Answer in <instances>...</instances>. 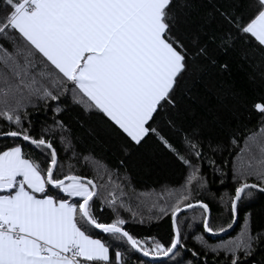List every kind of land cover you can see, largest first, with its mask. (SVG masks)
Returning <instances> with one entry per match:
<instances>
[{"label": "snow or ice", "instance_id": "obj_1", "mask_svg": "<svg viewBox=\"0 0 264 264\" xmlns=\"http://www.w3.org/2000/svg\"><path fill=\"white\" fill-rule=\"evenodd\" d=\"M237 76L258 100L244 104ZM72 112L125 173L157 154L180 166L182 182L147 216L170 219L166 240L128 230L120 209L145 217L117 196L95 150L78 149ZM245 112L259 116L249 134L230 126ZM0 141V264H209V254L211 264H264V0H0ZM209 201L226 224L213 225ZM241 216L235 238H205Z\"/></svg>", "mask_w": 264, "mask_h": 264}, {"label": "trees", "instance_id": "obj_2", "mask_svg": "<svg viewBox=\"0 0 264 264\" xmlns=\"http://www.w3.org/2000/svg\"><path fill=\"white\" fill-rule=\"evenodd\" d=\"M236 89L241 91L242 99L245 105L250 104L254 99L258 100L259 96L261 95L260 92L253 90L250 88L247 83L244 81L242 76L236 77ZM31 112L33 119L39 122H43L44 114L42 112L37 113L33 109H29ZM199 112L200 110L197 109ZM49 115H51L49 113ZM64 119L67 123L72 127L73 132L72 135L75 138V142L78 145V149L82 152L87 154L89 150H95V156L103 165H106L107 168L111 172V180L112 184L122 186V193L117 191V196H119L125 203L126 206L131 207L132 211L139 212L144 215L145 223L143 225L139 223H134L132 221V212L125 211L124 209H120L121 216L128 221L126 227L134 234L142 235H156L158 238L167 239V236L170 234V219L165 217L160 221L152 220L149 222L147 220V216L149 215V207L152 202H157V197L160 195H166L164 193L165 187L167 188H174L177 187L179 183L182 182V173L180 166L178 164H172L170 162L164 161L159 154L155 160L151 161L148 165L133 170L130 173H125L122 168H118V160L116 159L115 155L111 151H103L99 146H96L92 143L91 140L87 138V134L84 130L80 129L76 123V113L72 112L70 114H66ZM246 125L247 127L243 130L246 134H249L251 130H258L259 127V116L258 114H253L251 117L247 115L245 112L244 117L241 119L239 123L233 121L231 123V128L236 129L238 127H243ZM39 130V124H37V131ZM239 148L244 146V141L242 138L239 137ZM175 143L177 146H180V137L174 138ZM4 143L0 141V144ZM239 148L236 151H239ZM27 151V149H25ZM61 156V163L65 164V170H67V162L65 161L64 153H60ZM227 153H225V157ZM220 159V157H217ZM72 163L76 164L74 171L78 174L85 175L89 178H93L96 180L98 184H108V176L103 175V179H101V174H97L91 167H85L82 163L72 161ZM204 173L209 176L211 180V174L209 173L207 165L204 167ZM254 179V178H253ZM231 179L227 182L228 187H222L220 189L221 192L228 191L231 187ZM219 180L211 185V187L215 190L219 187ZM112 186L109 185L107 191H111ZM107 191H105L104 195H107ZM219 195V193L217 194ZM207 200L208 197L205 196ZM159 203H163V201H158ZM100 201L97 200V205H99ZM210 207L212 209V218H213V225L216 226L217 224H226L228 222V218L222 217L220 214L222 209L214 202L209 201ZM155 214L154 212L152 213ZM193 214L199 215V213H187L186 215L191 217ZM114 218L111 210L105 208L104 215L102 219L110 222L111 219ZM183 218V217H182ZM139 219V217H137ZM243 224V217L241 216L240 221L236 223L233 230L225 232L216 237H209L207 234L205 238L211 244L219 243L220 241H228L235 238L241 231ZM255 227V225H254ZM192 231L196 234H203L202 225L199 223L193 224ZM187 244L190 248H195L196 251L201 252L202 249L199 245H197L191 238L187 239ZM223 255V253L221 254ZM242 255V254H241ZM209 264L212 261V254L208 256ZM129 264H132L129 261Z\"/></svg>", "mask_w": 264, "mask_h": 264}, {"label": "water", "instance_id": "obj_3", "mask_svg": "<svg viewBox=\"0 0 264 264\" xmlns=\"http://www.w3.org/2000/svg\"><path fill=\"white\" fill-rule=\"evenodd\" d=\"M235 225H236V224H234V226H235ZM234 226H233L230 230H228V231L231 232V230H233ZM228 231H227V232H228ZM222 234H224V233H222ZM220 235H221V234H220Z\"/></svg>", "mask_w": 264, "mask_h": 264}]
</instances>
